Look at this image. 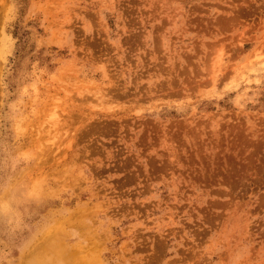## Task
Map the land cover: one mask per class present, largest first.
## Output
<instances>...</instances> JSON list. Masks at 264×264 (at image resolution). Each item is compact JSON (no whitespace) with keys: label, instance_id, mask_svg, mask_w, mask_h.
Returning <instances> with one entry per match:
<instances>
[{"label":"rangeland","instance_id":"1","mask_svg":"<svg viewBox=\"0 0 264 264\" xmlns=\"http://www.w3.org/2000/svg\"><path fill=\"white\" fill-rule=\"evenodd\" d=\"M0 264H264V0H0Z\"/></svg>","mask_w":264,"mask_h":264},{"label":"bare ground","instance_id":"2","mask_svg":"<svg viewBox=\"0 0 264 264\" xmlns=\"http://www.w3.org/2000/svg\"><path fill=\"white\" fill-rule=\"evenodd\" d=\"M51 246V245H50Z\"/></svg>","mask_w":264,"mask_h":264}]
</instances>
